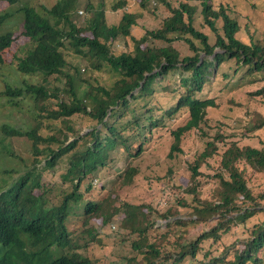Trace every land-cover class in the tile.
Listing matches in <instances>:
<instances>
[{"label":"trees","instance_id":"16d2710c","mask_svg":"<svg viewBox=\"0 0 264 264\" xmlns=\"http://www.w3.org/2000/svg\"><path fill=\"white\" fill-rule=\"evenodd\" d=\"M159 1L162 13H167L161 27L147 29L138 38L133 34V28L138 26L141 13L129 11V0L111 3L110 11L122 10V16L115 24H109L106 18L107 0L97 3L84 0V4H81L82 0H58L50 8L41 5L40 10L34 5L21 6L20 0H0V25L17 15H22L23 19L15 33L0 34V105L8 104L11 114L14 110L21 111L19 117L14 118L15 123L0 121V144L10 152L11 140L19 136L21 142L31 144L35 154L39 151L47 153L49 158L45 166H54L58 159L68 162L61 181L48 189L39 181L41 173H34L41 172L37 166L22 173L6 169L0 177V239L9 246L3 255L7 263L15 262L22 248L33 240L43 243L44 247L28 264H97L82 254L79 245H74L75 232H79L83 240H88L85 238L88 236L92 243L101 242V232L94 220H101L100 228L109 232L113 217L121 212L123 216L118 226H128L130 232L119 235L129 239L130 234L138 233L139 237L132 244L145 250L140 258H124L122 264H264V217L248 228L246 237L227 245L222 243L223 237L234 227L247 226L255 216L264 215V203L252 191L247 177L251 171L264 172V147L242 145L240 140L228 142L220 133L213 141H207L205 149L190 164L191 181L201 175L204 164L210 165V158L217 156L219 164L213 168L217 172L208 176L219 183L215 199L195 204L190 213L194 217L179 216L167 220L164 228L163 224L156 225L151 211L144 213L142 210L141 213L140 206L133 209L134 204L124 202L117 206L119 191H115L117 196L109 207L113 187L106 189L101 183L93 185L89 182V196L80 192L83 178L99 169L109 171L110 163L116 160L118 153L129 152L127 131L137 130L144 137L156 135L153 130L160 126L161 119L154 117L151 101L141 108L135 103L138 99L151 97L154 87L171 90L177 97L175 106L167 110L168 114L182 107H187L190 113V119L172 131L174 141L169 157L174 158L176 153L182 152L180 144L184 136L192 130L203 132L201 125L208 122V108L217 106L214 96L201 95L206 85L213 82L211 75L215 79L220 77L221 66L226 67L221 75L228 79L227 86L235 82L241 85L264 82V40L250 37L243 41L239 36L242 28L226 6L221 4L216 8L211 0H202L198 9L187 0H177V5L176 0ZM139 2L143 8L150 5L149 0ZM251 2L255 4L254 0ZM80 5H84L90 15L83 24L77 23L75 18ZM200 18L203 20L200 24L213 32L214 43L202 27L197 28L195 23ZM19 37L28 41L12 54L10 59L16 58V64L7 70L2 66L5 61L3 51ZM117 40L126 46L131 40L134 49L116 52L113 46ZM180 40L188 44L189 55L183 56L174 47L173 43ZM68 52L76 54L86 64H74L67 59ZM103 68L118 76L109 89L97 85L90 77L85 79L89 72ZM176 74L180 79L171 88L169 78L176 79ZM251 93L254 98L264 100V83ZM41 111L54 121L47 125L54 129L47 136L41 132L42 123L36 121ZM81 117L82 125L77 127L76 120ZM90 124L93 125L91 129L83 134L84 126ZM250 125V130L264 127V115H255ZM156 138L153 137L150 143ZM90 140V146H82ZM218 142L225 144L221 154L217 152ZM142 151L140 144L134 155H140ZM136 173L135 168L127 170L123 174L124 184L130 185ZM66 182L71 183L73 190L64 188ZM60 187L63 191L57 193ZM41 189L44 194L38 192ZM187 189L196 196L195 186ZM99 190L104 193L101 200L95 193ZM260 199L263 201L264 197ZM72 210L83 211L86 216L82 227L70 228L71 214L76 215ZM173 213V207L168 206L165 213L156 215L169 217ZM143 216L147 227L140 223ZM189 220L202 228L187 236L183 227ZM211 222L215 224L207 229L205 224ZM149 227L154 231L151 242L142 234ZM88 245L87 242L82 246L89 248ZM53 246L64 248L66 254L53 258Z\"/></svg>","mask_w":264,"mask_h":264},{"label":"rangeland","instance_id":"374dc122","mask_svg":"<svg viewBox=\"0 0 264 264\" xmlns=\"http://www.w3.org/2000/svg\"><path fill=\"white\" fill-rule=\"evenodd\" d=\"M57 1L58 0H20V3L21 6L34 5L40 10L41 5L50 8L56 4ZM95 1L96 3L98 2V0ZM113 1L115 2L117 0H107L108 9L106 12V18L109 24L117 23L122 16V10L110 11V5ZM187 1L191 4L197 5L198 9L201 8L202 0ZM211 1L216 8L221 4L226 6L231 16L237 19L242 28L239 36L243 41H248L250 37L258 41L264 40L263 0H254V5H252L251 0ZM178 2L179 1L176 0L175 5H177ZM149 3L150 5H148V8H143L139 0H129L128 3L129 11L141 13V17L138 19V26L133 28V34L138 38L144 34L147 29L160 28L163 18L167 15L165 12L162 13V6L160 5L161 2L159 0H149ZM81 4H84V0H82ZM77 11L78 12L75 16L77 23L83 24L84 20L90 16L89 12L84 5H80ZM21 20H23L22 15L8 18L2 25H0V34L7 31L15 33V31L21 27ZM202 21V18L196 21L195 24L197 28L200 29L202 27L201 29L209 35L210 42L214 43L215 36L213 32L208 27L204 28V25L200 24ZM218 23L219 28H221V20H219ZM27 41L28 40L20 39L19 37L9 49L4 50L3 58L5 61L2 66L7 70L13 68L16 64V58L10 59L12 54L18 50V47L22 43ZM128 44L129 45L126 46L123 41L117 40L113 49L116 50V52L134 49V43L131 40H129ZM173 44L183 56L189 55L190 50L186 42L180 40ZM66 57L74 64L80 66L86 64L82 58L74 53L71 54V52H68ZM225 70L226 67L221 66L219 71L220 77H217L216 79L211 75L213 82L206 85L205 92L201 95V97L212 95L216 98L217 103L216 107L208 108L207 110L206 119L208 122L205 125H201L203 132L199 130L188 132L180 144L182 152L176 153L174 158L169 157V152L174 141L172 131L184 125L190 119L188 108L182 107L177 112L168 114L167 110L172 108V106H175L177 97H174L171 90L164 91L163 88L157 86L154 87L151 97L147 99H138L135 102L137 108H141L145 102L151 101L154 117L161 119L160 126L153 130L154 132L156 131V135L151 137L148 134L147 137H144V135L138 134L137 130L127 131V135L129 136V152L118 153L116 160L110 163L112 167L109 171L102 172L99 169L98 171L91 172L88 176L83 178L79 185L82 195L85 197L89 196V188H87L89 182L93 185L101 183L106 189L113 187L114 192L111 194L109 207L113 202L112 199L117 196L115 191H119L117 194L120 195V198H117V206H121L124 202V204H134L135 206L133 209L135 207L139 208L140 206L141 211L139 210V212L141 213L151 211L154 215L156 225L163 224L162 228H164V223L167 220H173L179 216L186 217L187 219L194 217L190 213L194 210L195 204L214 200L216 194L215 190L218 188L219 183L216 178L208 176L217 172V169H213L219 164L217 156L210 158V165L207 166L204 164L201 168V175L191 181L192 172L190 164L198 157L199 153L205 149L206 142L213 141L217 133H220L226 136L228 142L230 140H240L242 145H252L259 148L264 147V127L250 130V124L253 122L254 116L258 113L264 115V100L254 98L251 92L255 91V89H259L264 82H257L253 85H241L240 83L235 82L227 86L229 83L228 79H224L221 75L222 71ZM88 77L92 80L94 79L97 85L103 86L107 89L111 88L118 80V76L115 75V73H110L106 68L89 72L85 79L88 80ZM177 77L176 74V79L172 77L169 78L171 88L173 86L175 87V84L179 81L180 78ZM158 79L159 78L156 80ZM1 89L2 83L0 78V90ZM8 108H10L8 104L0 105V121L5 122V120H7L11 123H15L16 121H14V118L16 119L17 116L19 117L18 113L21 111L14 110L11 114ZM143 111L144 110H142V112ZM39 113H41V116H39V119L36 121L41 122L43 125L41 129L42 134L47 136L48 134L53 133L54 129L47 128V125L49 123L53 124L54 121H51V119L46 116V112L41 111ZM12 115H14V117ZM81 120L82 117L76 120L79 123L77 127L82 125ZM55 126L59 127V123L55 122ZM92 126V124H90V126L85 125L82 133H86ZM98 127H100V125ZM153 137H157L156 141L150 143ZM19 139L20 137L17 136L11 140L10 145L12 151L10 152L0 144V177L4 175L6 169L22 173L25 169L31 170L32 166H37L41 172L36 171L34 173L36 175L41 173L39 181L43 186L48 189L51 188L52 185L59 183L61 181V175L65 174L68 169V162L66 159H58L54 166H45L46 160L49 158V156H46L47 153L45 152L42 154L39 151V154H35L31 144H29L27 140V142L23 143ZM5 144H7V141H5ZM90 144L91 140L83 142L82 146L86 147L88 145L90 146ZM140 144L143 146V151L140 155L135 156L134 154L137 153ZM217 144L219 146L217 152L218 154H221L225 148V144L221 142H218ZM53 147L55 146L53 145ZM34 163L35 165H33ZM132 168H135L137 173L134 175L133 182L130 185H126L124 184L125 179L123 174ZM247 177L250 184L249 186L253 189L252 191L258 196L259 200L264 203V199L263 201L260 199V197H264V172L256 173L251 171ZM75 183L76 179L74 178L72 181L73 188ZM63 186L67 191L72 189L70 182L64 183ZM190 186H195L196 190L200 191L199 195L198 191L195 193L199 198L193 193L188 192L187 187L189 188ZM57 190V193L59 191L61 192L63 191V187H60ZM39 191L43 190L41 189ZM95 193L99 196L98 199L101 200L104 198V193L101 190L95 191ZM47 195L51 196L52 194ZM193 197L195 202L193 201ZM84 201L88 200L84 199ZM56 202L57 201H55V203ZM147 206L149 208H147ZM168 206L173 207V214H170L169 217L156 215L163 212L165 213L168 210ZM82 207H84V205H82ZM72 212L76 213V215L74 214L69 221L70 228L72 229L75 225L82 227L86 218L83 211L79 213L76 210H72ZM122 216L123 214L119 212L113 217L114 221L110 225L109 232L105 230L106 228H100L101 220H94L99 232H101L100 236H102V243H92L88 236H85L88 240H83L82 235H80L79 232H75L76 237L73 239L74 245H79V250L82 249V254L84 256H89L92 260H95L97 264H122L125 262L124 258H133L136 256L140 258L145 253V250L141 251L135 248L132 244L133 241L139 237L138 233H133V235L130 234L129 239L123 238V235H119L120 233L128 234L130 232L128 226L124 225V228L118 226L119 219L122 218ZM263 217V214H259L252 218L247 226L242 225L234 227L225 237H223L222 243L227 245L236 239L246 237L248 228ZM145 221L146 219L143 216L140 223H142V226L147 227ZM190 221L191 220H189L183 227V229L186 230L185 234L187 236H190L192 233L202 228V225ZM130 224L135 227L133 222L130 221ZM214 224L215 222H211L205 225L208 226L207 229H210ZM153 232V227H149L146 231H143L142 234L144 236L146 235L147 240L151 242L154 240ZM87 242L89 243V248L82 246ZM57 255L58 254H56V256Z\"/></svg>","mask_w":264,"mask_h":264},{"label":"clouds","instance_id":"9594fccd","mask_svg":"<svg viewBox=\"0 0 264 264\" xmlns=\"http://www.w3.org/2000/svg\"><path fill=\"white\" fill-rule=\"evenodd\" d=\"M96 185V184H95ZM39 193H43V191H39ZM74 214H71V218ZM44 247L43 243L41 242H34L33 240L28 241V243L22 248L21 253H19L15 259V262L7 263L6 260L3 258L5 252L9 249V246L5 245L0 239V264H28L29 261L35 260ZM68 250V249H66ZM56 254H58L56 256ZM66 254L64 248H60L58 246H53L51 255L53 258L60 257Z\"/></svg>","mask_w":264,"mask_h":264},{"label":"bare ground","instance_id":"6f19581e","mask_svg":"<svg viewBox=\"0 0 264 264\" xmlns=\"http://www.w3.org/2000/svg\"><path fill=\"white\" fill-rule=\"evenodd\" d=\"M102 243V242H101Z\"/></svg>","mask_w":264,"mask_h":264}]
</instances>
